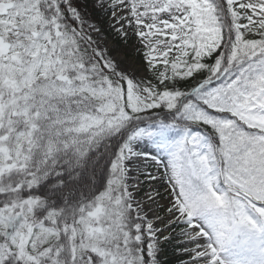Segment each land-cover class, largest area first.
<instances>
[{
    "label": "snow or ice",
    "instance_id": "1",
    "mask_svg": "<svg viewBox=\"0 0 264 264\" xmlns=\"http://www.w3.org/2000/svg\"><path fill=\"white\" fill-rule=\"evenodd\" d=\"M170 249L264 264V0H0V264Z\"/></svg>",
    "mask_w": 264,
    "mask_h": 264
},
{
    "label": "trees",
    "instance_id": "2",
    "mask_svg": "<svg viewBox=\"0 0 264 264\" xmlns=\"http://www.w3.org/2000/svg\"><path fill=\"white\" fill-rule=\"evenodd\" d=\"M171 250V249H170ZM169 250V253H168V260H167V263L166 264H175V256L173 254V251Z\"/></svg>",
    "mask_w": 264,
    "mask_h": 264
},
{
    "label": "rangeland",
    "instance_id": "3",
    "mask_svg": "<svg viewBox=\"0 0 264 264\" xmlns=\"http://www.w3.org/2000/svg\"><path fill=\"white\" fill-rule=\"evenodd\" d=\"M108 39H109V41L111 42V43H118V40H115L111 35H109L108 36ZM129 54H131V50H129ZM171 251V250H170ZM168 253H169V251H168ZM168 253H167V256L165 257V261H166V263H167V258H168Z\"/></svg>",
    "mask_w": 264,
    "mask_h": 264
}]
</instances>
